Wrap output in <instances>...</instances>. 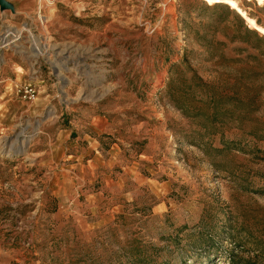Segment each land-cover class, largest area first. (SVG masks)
<instances>
[{"label":"rangeland","instance_id":"1","mask_svg":"<svg viewBox=\"0 0 264 264\" xmlns=\"http://www.w3.org/2000/svg\"><path fill=\"white\" fill-rule=\"evenodd\" d=\"M4 1L0 264H264V0Z\"/></svg>","mask_w":264,"mask_h":264},{"label":"built area","instance_id":"2","mask_svg":"<svg viewBox=\"0 0 264 264\" xmlns=\"http://www.w3.org/2000/svg\"><path fill=\"white\" fill-rule=\"evenodd\" d=\"M40 13V11H39ZM28 43L32 52L41 53L38 46V38L35 36L31 28L26 27V23H6L0 24V66L4 62V51L15 50ZM31 77L28 80H13L7 82L5 92L10 98L25 103H34L38 99L39 89L32 79L38 72L37 67H33Z\"/></svg>","mask_w":264,"mask_h":264},{"label":"crops","instance_id":"3","mask_svg":"<svg viewBox=\"0 0 264 264\" xmlns=\"http://www.w3.org/2000/svg\"><path fill=\"white\" fill-rule=\"evenodd\" d=\"M17 76V75H16ZM15 79H17V77L15 78ZM42 81V79L41 80H39V82H41ZM44 81V80H43ZM41 82L40 83V85H38L39 86V88H44V86L43 85H41L42 83H46V81H44V82ZM44 105V104H43ZM42 106V104L39 106V107H41ZM45 106V105H44ZM62 132H60V134H61ZM59 135V134H58ZM51 146L49 147V151H50V153H53L54 151H55V154H58V153H61V154H64L65 153V148H64V146H63V144L61 143V141H56V142H54L53 144H50ZM54 150V151H53ZM75 159V158H74ZM75 160H78V159H75ZM55 160H50V162L52 163V162H54Z\"/></svg>","mask_w":264,"mask_h":264},{"label":"water","instance_id":"4","mask_svg":"<svg viewBox=\"0 0 264 264\" xmlns=\"http://www.w3.org/2000/svg\"><path fill=\"white\" fill-rule=\"evenodd\" d=\"M0 6L1 7H7V5H6L4 0H0Z\"/></svg>","mask_w":264,"mask_h":264},{"label":"bare ground","instance_id":"5","mask_svg":"<svg viewBox=\"0 0 264 264\" xmlns=\"http://www.w3.org/2000/svg\"><path fill=\"white\" fill-rule=\"evenodd\" d=\"M51 3V2H50Z\"/></svg>","mask_w":264,"mask_h":264}]
</instances>
